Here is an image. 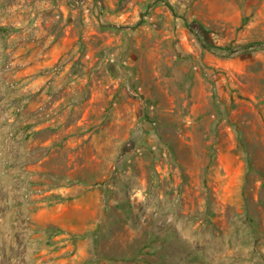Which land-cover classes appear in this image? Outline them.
I'll return each mask as SVG.
<instances>
[{
    "label": "rangeland",
    "instance_id": "obj_1",
    "mask_svg": "<svg viewBox=\"0 0 264 264\" xmlns=\"http://www.w3.org/2000/svg\"><path fill=\"white\" fill-rule=\"evenodd\" d=\"M0 264H264V0H0Z\"/></svg>",
    "mask_w": 264,
    "mask_h": 264
}]
</instances>
